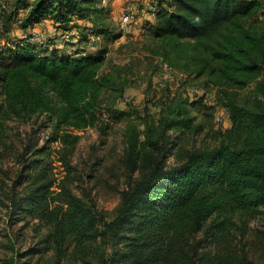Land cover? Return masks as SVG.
<instances>
[{
	"label": "trees",
	"instance_id": "trees-1",
	"mask_svg": "<svg viewBox=\"0 0 264 264\" xmlns=\"http://www.w3.org/2000/svg\"><path fill=\"white\" fill-rule=\"evenodd\" d=\"M99 2L0 0V141L11 122L31 121L47 131L38 138L33 129L27 138L9 190L0 180V208H7L10 224H23L21 231L33 225L42 235L16 255V264H63L69 257L79 264H174V247L190 239L187 264H264L213 249L264 215V0H159L152 34L161 53L173 68L186 74L176 66H193L196 76L206 75L218 87L229 125L207 129L196 122L192 110L212 111L204 96L184 92L162 105L158 127L146 125L143 141L134 130L128 142L133 162L146 148L160 152L162 161L121 193L111 220L71 185L79 133L96 126L101 95L112 87L111 74L101 69L119 35L105 23L97 28L105 14ZM46 15L63 28L60 34L75 19L90 20L94 38L104 43L93 52L40 43L30 31ZM18 23L24 35L14 39ZM82 35L78 46L89 40ZM187 46L198 54H187ZM252 83V98L227 91ZM190 133H204V139L186 149L180 140ZM169 153L178 156L174 165L164 162Z\"/></svg>",
	"mask_w": 264,
	"mask_h": 264
},
{
	"label": "rangeland",
	"instance_id": "rangeland-1",
	"mask_svg": "<svg viewBox=\"0 0 264 264\" xmlns=\"http://www.w3.org/2000/svg\"><path fill=\"white\" fill-rule=\"evenodd\" d=\"M158 3L159 0H100L99 2V7L105 9V14L101 21H96L97 28L104 29L101 26L105 23L114 34L119 35L110 41L105 63L101 69L102 74H111L112 87L106 88L101 95L99 121L96 126L79 133L80 139L71 158V165L74 168L71 185L75 193L96 204L101 216L106 220L113 219L121 200V193L138 180L145 178L155 162L162 161L160 152L146 148L139 159L133 162L128 146L130 136L136 130L140 132L139 140L143 141L146 125L154 123L158 127L155 122L161 116L162 105L175 102V99L183 96L185 92L182 87H176V84L169 81L170 76L173 78L174 74L168 75L166 82L164 79L161 63L172 62L164 58L159 43L154 40L152 34L155 15H152L151 8L157 7ZM127 5L133 8L132 17L128 25L122 26L121 15ZM49 20L51 27L59 31L56 36L49 35L44 27L31 30L32 36L40 43H53L56 48L69 52L75 48L81 49L77 41L83 36L85 27L92 25L90 20H85L84 25L81 23L77 26L73 23L71 28H66L60 34L63 28L56 26L53 15H50ZM66 31H69L68 39L76 37V41L64 43ZM21 35L18 23L14 26L11 36L18 39L24 34ZM102 43H104L102 38H89L83 45L88 46L91 51H97ZM185 48L187 54H198L192 51L190 46ZM179 63L184 62L179 61ZM176 67L184 70L188 76L185 86L198 85L207 92L204 103L212 107V111H207L203 107L192 110L191 115L196 118V122L203 123L207 129L211 124L214 129L228 126L214 121L215 112L224 106L219 99L218 87L210 82L206 75L196 76L193 66H188L186 69ZM252 89L253 83L243 89L231 88L227 91L231 96L236 95L240 99L250 96L252 98L254 94ZM33 129H36L34 136L38 138L47 135L45 128L33 125L31 121L11 122L5 140L0 141V180L6 191L10 189L21 170L20 154ZM169 135L173 137L177 134L169 132ZM203 139L204 133L199 135L190 133L182 137L180 146L189 149L199 145ZM138 149L141 147L138 146ZM177 161V154L170 153L164 160L166 165H174ZM56 171H62L63 176L65 175V171L59 166L56 167ZM62 174L57 173V176L61 178ZM8 218L7 208L3 206L0 208V264H16V255L35 246L42 238V235L36 234L33 230V225L21 231L23 224L11 222V225ZM209 223L210 221L205 224V229ZM101 225V223L98 225L99 228ZM234 234H237L236 238ZM234 234L229 236L228 242L213 249L225 253H238L245 262L246 260L255 263L264 262V215L251 221L244 228V233ZM202 236L203 232L197 235V237ZM192 246L191 239L188 244L177 243L173 249L174 264H187L183 253L191 254ZM51 256V253L43 256L42 261ZM35 259L37 258L34 257L33 261ZM24 260L25 258L22 261ZM63 264L79 263L75 261V257H69Z\"/></svg>",
	"mask_w": 264,
	"mask_h": 264
},
{
	"label": "built area",
	"instance_id": "built-area-1",
	"mask_svg": "<svg viewBox=\"0 0 264 264\" xmlns=\"http://www.w3.org/2000/svg\"><path fill=\"white\" fill-rule=\"evenodd\" d=\"M132 9L133 8H132L131 5H127L124 8V11H123V13L121 15V24H122V26L128 25L130 23L131 17H132ZM155 11H156V7L153 6L151 8L152 15L155 14ZM68 32L64 33V37H65L64 43L65 42L66 43L70 42L72 40L76 41V37L75 38L72 37L71 39H68L70 37L68 35ZM85 33L87 34V36L90 39L94 38V36H93V27H92L91 24L87 25V27H85ZM73 34H71V35H73ZM32 38L37 40L35 37H32ZM161 65H162V68H163V71H164L165 82L167 81L166 78L168 77V75L174 74L173 78L170 76L171 80H169V81L171 83L176 84V87H179V88L182 87L183 90L185 91V95L188 96L189 98H196V97H201V96H205L206 95L207 92H205V89L203 87L198 86V85L186 86L185 89H184L183 81H185L187 75L185 73L173 68L170 64H168L165 61H163L161 63ZM162 85H164V84H162ZM214 121L216 123H218V124H221V125H224V123L229 125L228 112H227V109L224 106H222L219 111L215 112Z\"/></svg>",
	"mask_w": 264,
	"mask_h": 264
},
{
	"label": "crops",
	"instance_id": "crops-1",
	"mask_svg": "<svg viewBox=\"0 0 264 264\" xmlns=\"http://www.w3.org/2000/svg\"><path fill=\"white\" fill-rule=\"evenodd\" d=\"M50 16H48V17H42L41 19H40V21H38V22H36L34 25H33V27L31 28V30H35V29H41V28H45L46 29V31L48 32V34L49 35H52V36H56L55 34H58V30H54L52 27H51V23H50ZM85 20H82V19H75V20H73V22L72 23H75V24H77V25H79V24H81V23H83ZM153 21H155L154 19H153ZM82 25H84V23L82 24ZM53 26V25H52ZM75 30H77V29H75ZM75 30H72V31H74L75 32ZM55 31L57 32V33H55ZM67 32V31H66ZM80 48L81 47H84V45L82 44V45H80L79 46ZM85 49H86V51H88V52H93V51H91V49L88 47V46H85Z\"/></svg>",
	"mask_w": 264,
	"mask_h": 264
}]
</instances>
